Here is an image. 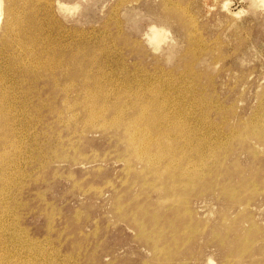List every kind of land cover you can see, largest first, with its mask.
<instances>
[{"label": "rangeland", "instance_id": "obj_1", "mask_svg": "<svg viewBox=\"0 0 264 264\" xmlns=\"http://www.w3.org/2000/svg\"><path fill=\"white\" fill-rule=\"evenodd\" d=\"M1 1L4 6L12 1L19 14L25 8L32 18L30 25L21 20L24 27L41 25L42 31L35 32V44L20 46L13 37L9 49H0V227H6L0 264H264V9L251 0H169L179 15L165 19L159 0ZM58 1L81 7L63 12ZM151 22L169 30L160 50L146 40ZM31 52L35 63L28 59ZM6 53L24 67L37 65L40 57L56 74L70 69L69 57L78 56L74 64L84 59L89 78L101 89L94 96L106 94L111 104L117 102L124 120L119 127L112 124L113 113L93 127L85 125L76 108L84 93L76 81L58 80L53 90L43 77L16 74L19 64L11 65ZM136 95L142 99L138 104L161 113L165 128L177 130V137L147 133L149 143L161 144L159 153L151 144L146 149L140 136L133 141L156 155L148 169L141 162L146 156L131 153L135 147L128 143L134 137L128 120L139 113L129 109ZM168 145L173 156L162 152ZM170 160L190 171L173 180L178 168L164 171Z\"/></svg>", "mask_w": 264, "mask_h": 264}, {"label": "bare ground", "instance_id": "obj_2", "mask_svg": "<svg viewBox=\"0 0 264 264\" xmlns=\"http://www.w3.org/2000/svg\"><path fill=\"white\" fill-rule=\"evenodd\" d=\"M27 1V0H26ZM84 1H87V0H84ZM138 1V0H137ZM174 1V0H173ZM252 1V3L254 4V5H256V6H259V7H261L262 9H264V0H251ZM28 2V1H27ZM75 2V1H74ZM175 2V1H174ZM28 4H29V2H28ZM31 4V3H30ZM179 4V3H178ZM227 3H225V5H226ZM54 5V4H53ZM174 5H175V3H174ZM181 5V4H180ZM28 6V5H27ZM57 6H58V9L59 10H61V11H63V12H74L75 10H78L79 9V7H81V4H78V3H75L74 5H69V2H68V4H67V2L66 3H63V2H60V1H58L57 2ZM226 6H228V5H226ZM52 7V6H51ZM54 7V6H53ZM158 7H159V12H160V14L165 18V19H171V18H175V16L177 17L178 15H179V13H178V9H177V7L176 6H173V2H171V1H169V0H159V3H158ZM24 11H22L21 12V14H19V12H17L16 13V11L14 10L15 8H14V6H13V2L11 1H8V3L7 4H5V6H4V4H3V2L0 0V21L2 20L3 22H2V24H1V26H0V32H1V29L3 30L2 31V34L0 35L1 37H0V49L4 52V50L6 49H9V45H8V42L14 37L15 39H16V41H17V44L18 45H20V46H24L25 45V43L28 41V42H30L31 44H35V41H34V39H36V37L38 36V32L40 31V29L41 28H39L41 25H39V26H36V27H30V26H28V27H24L25 25H23V22L21 21V20H24V19H28L29 21H28V25H30V20H31V18H32V16L30 15L31 13L30 12H27L26 11V9L25 8H23V7H21ZM56 9H57V7H55ZM55 9V10H56ZM138 9V8H137ZM28 10V9H27ZM139 11V10H138ZM58 13V12H57ZM184 13V12H183ZM59 14V13H58ZM60 15V14H59ZM139 15V14H138ZM154 20V19H153ZM27 21V20H26ZM65 21V20H64ZM66 22V21H65ZM164 22V21H163ZM183 22V21H182ZM152 24H150V26H149V29L146 31V40H147V42H148V44L150 45V46H152V48L154 49V50H160L161 48H162V46L166 43V41H167V38H168V31L169 30H167L166 29V27H163V26H166L165 24H163V23H159V24H157V23H154V22H151ZM32 24H34V22H32ZM138 25H139V22H138ZM191 25V24H190ZM64 29V28H63ZM71 29V28H70ZM69 29V30H70ZM76 30V29H75ZM189 30V29H188ZM188 30H187V32H188ZM42 31V30H41ZM40 31V32H41ZM35 32H37V36L35 35ZM67 32V31H66ZM80 34V33H79ZM188 34V33H187ZM78 36V35H77ZM80 37V36H79ZM190 37V36H189ZM34 38V39H33ZM189 39V38H188ZM11 45V44H10ZM19 47V46H18ZM17 47V48H18ZM53 47V46H52ZM17 48L15 49V50H17ZM31 48V47H30ZM30 48H27V50H29ZM19 50L18 51H20L21 49H20V47L18 48ZM26 50V49H25ZM31 50V49H30ZM13 51H14V49H13ZM40 51V50H39ZM21 52V51H20ZM39 53V52H38ZM16 54V53H15ZM34 53L33 52H31V53H29V56H28V59H30V62H31V60L33 61L34 59V57L32 58V55H33ZM59 54H62V53H60L59 52ZM64 54V53H63ZM78 54H80V53H78ZM51 55V54H50ZM74 55V54H73ZM77 55V54H76ZM15 56V55H14ZM35 56V55H34ZM6 57H7V59H9V58H11L10 59V61H11V65H14V63H15V65H17V64H19V66H18V71H17V73L16 74H21V76H28V77H30V78H32L33 80H38V79H40V78H42L45 82H47L48 83V85L51 87V89H55L54 87H55V85H56V82H59L58 80H61V79H66V80H72V82L73 81H76V83L77 84H79L78 86H79V88H80V92H82V93H84L83 95L84 96H81L82 95V93H81V98H79V101H77L76 103H77V107L76 108H78L79 109V111H81V114H82V116L83 117H85L84 119L86 120V123L87 124H85V123H83V124H85V125H89L90 127H93V125H94V123L96 122V121H98V120H106V118H107V116H108V114L111 116L113 113L115 114L116 113V116L113 118V119H111V120H113L112 121V124H115V125H117V127H119L118 125H119V122H120V120H121V118L123 117V114H125V113H122V111H123V109L121 110V109H117V108H120V107H118V103L116 102V104H115V102H113L112 104L110 103V100H108L107 99V96H106V94H102V98L100 97V96H94L95 95V93L94 92H97L98 90L100 91L101 89L98 87V84L96 83V82H94V80L92 79H90L89 77H90V72H89V70H88V64L84 61V59L83 60H80L79 61V63L78 62H76V64H74V62H72L73 60H75L76 61V59L78 58V56H73V57H67L68 59H70V61H71V65H69L70 66V69H68L67 71H62V72H59V74L57 73L56 74V72H54V71H52V69H51V67H47V62L46 61H48V60H46L45 62L46 63H43L44 62V59H43V62H40L41 60H39L40 59V57H38L36 60V63H38L37 65H34L33 63H35V61H33V63H29V64H27L26 65V67H24V66H22V65H25V64H20V60L19 59H16V58H14V57H12V56H10L9 54H7L6 53ZM51 57V56H50ZM62 57V56H61ZM49 58V57H48ZM53 58V57H52ZM51 59V58H50ZM54 59H56V58H54ZM61 59V58H60ZM56 60H58V59H56ZM8 61V60H7ZM59 61V60H58ZM58 61H56V62H58ZM61 61V60H60ZM64 61V60H63ZM28 62V61H27ZM49 62V61H48ZM53 62V61H52ZM68 62V61H67ZM61 63V62H60ZM60 63H55V64H57L56 65V67H61L62 65H60ZM53 64V63H52ZM51 64V65H52ZM69 64V63H68ZM14 65V66H15ZM39 65V66H38ZM50 65V64H49ZM14 66H12V67H14ZM21 66V67H20ZM38 66V67H37ZM17 67V66H16ZM37 68L38 69H40V70H37ZM53 68V67H52ZM64 68H68V67H64ZM12 69V68H11ZM15 70V69H14ZM37 70V71H36ZM59 70H61V69H59ZM13 71V70H12ZM101 73V72H100ZM186 74V73H185ZM15 76V75H14ZM24 80H26V79H24ZM30 80V79H29ZM65 80H63V82H64ZM29 82V81H28ZM33 82V81H32ZM68 82V81H67ZM60 83V82H59ZM58 83V84H59ZM102 83V82H101ZM62 84V83H61ZM64 84V83H63ZM72 85V84H71ZM74 85V84H73ZM72 85V86H73ZM43 86H44V84H43ZM43 86H41V87H43ZM47 86V85H46ZM65 86V85H64ZM66 86H68V85H66ZM66 86H65V88H66ZM77 86V85H76ZM75 86V87H76ZM184 86V85H183ZM2 87V86H1ZM35 87H37V86H35ZM70 87V86H69ZM74 87V86H73ZM58 88V87H57ZM102 88V87H101ZM28 89V88H27ZM34 89V88H33ZM38 89V88H37ZM62 89V88H61ZM64 89V88H63ZM31 90V89H30ZM41 90V89H40ZM39 90V91H40ZM60 90V89H59ZM68 90V89H67ZM71 91V90H70ZM9 92V91H8ZM54 91H52L51 90V93H53ZM66 92V91H65ZM194 92V91H193ZM4 92H2V94H3ZM24 93V92H23ZM50 93V94H51ZM62 93V92H61ZM71 93H73V92H71ZM6 94V93H5ZM32 94V93H31ZM56 94V93H55ZM74 94H76V93H74ZM97 94V93H96ZM8 95V94H7ZM54 95V94H53ZM57 95V94H56ZM98 95H101V94H98ZM113 95V94H112ZM1 96V95H0ZM37 96H41L40 94L39 95H37ZM122 96V95H121ZM140 96V95H139ZM139 96H134V98L132 99V102L130 103V108L129 109H131V108H134L135 110H137L139 113L137 114V115H135V117H132L131 119H129L128 120V127L129 128H131L132 130H133V136L134 137H132V135H130L131 137H129L128 136V138H130L129 140H128V143H129V146L130 147H135V145H133V141L137 138V136H140L141 137V139H143L142 140V142H145V141H147L146 143H148V145H146L147 146V148L146 149H148V147H150V144H151V147H155V150H157V152L159 153L160 151H159V149L161 150V148H160V145H157V144H154V143H149V139H148V135H147V133L149 132H151V131H154L155 133H156V135H164V136H166V137H174V136H176L177 135V130L175 129V128H165L164 127V124H163V122L161 121L163 118H162V115H161V113H159V115H157L158 113H157V111L156 112H154V114L152 113V110H151V108H149V107H145V106H143V105H145V104H142V102H141V104H138V100L140 99V97ZM26 97H27V95H26ZM29 97H31V96H29ZM44 97V96H43ZM47 97V96H46ZM61 97V96H60ZM63 97V96H62ZM78 97V96H77ZM2 98H4V97H2ZM11 98V97H10ZM33 98V97H32ZM38 98V97H37ZM74 98V97H73ZM7 99H9V98H7ZM30 99V98H29ZM76 99H78V98H76ZM110 99V98H109ZM121 99V98H120ZM125 99V98H124ZM27 100V99H26ZM63 100V99H62ZM74 100V99H73ZM114 100H117V99H114ZM142 99H140V101H141ZM148 100V99H147ZM152 100V98L150 99V101ZM0 101H1V99H0ZM60 101V100H59ZM69 101V100H68ZM119 101V100H118ZM125 101V100H124ZM145 101V100H144ZM154 101V100H153ZM3 102V101H2ZM16 102V101H15ZM18 102V101H17ZM42 102V101H41ZM48 102V101H47ZM152 102V101H151ZM201 102V101H200ZM23 103V102H22ZM49 103V102H48ZM1 104V103H0ZM19 104H20V102H19ZM32 104V103H31ZM41 104H43V102L41 103ZM55 104V103H54ZM67 104V103H66ZM118 104V105H117ZM123 104V103H122ZM153 104V103H152ZM12 105V104H11ZM64 105V104H63ZM18 106V105H17ZM22 106V105H21ZM36 106V105H35ZM43 106V105H42ZM154 106H157L156 104L154 105ZM5 107V106H4ZM25 107V106H24ZM47 107V106H46ZM68 107V106H67ZM123 107H124V105H123ZM30 108V107H29ZM33 108V107H32ZM39 108V107H38ZM98 108V110H96ZM125 108V107H124ZM1 109V108H0ZM35 109H36V107H35ZM59 109V108H58ZM127 109V108H126ZM129 109H127V111L129 110ZM234 109V108H233ZM2 110V109H1ZM42 110V109H41ZM52 110V109H51ZM55 110V109H54ZM65 110V109H64ZM263 110V109H262ZM4 111V110H3ZM6 111V110H5ZM29 111V110H28ZM31 111V110H30ZM66 111V110H65ZM26 112V111H25ZM68 112V111H67ZM71 112H73V111H71ZM76 112V111H75ZM124 112H125V110H124ZM149 112H151V113H149ZM2 113V112H1ZM7 113H8V110H7ZM34 113V112H33ZM44 113V112H43ZM53 113V112H52ZM51 113V114H52ZM60 113V112H59ZM77 113V112H76ZM75 113V114H76ZM157 113V114H156ZM162 113H163V110H162ZM205 113V112H204ZM264 113V112H263ZM6 114V113H5ZM40 114H42V113H40ZM39 114V115H40ZM46 114H47V112H46ZM50 114V115H51ZM74 114V115H75ZM81 114H79V115H81ZM113 114V115H114ZM68 115V114H67ZM77 115V114H76ZM128 115V114H127ZM255 115V114H254ZM262 115V114H261ZM72 116V115H71ZM129 116V115H128ZM128 116H126L127 118H128ZM134 116V115H133ZM253 115H251V117H252ZM4 117V116H3ZM169 117V116H168ZM247 117V116H246ZM5 118H6V116H5ZM29 118V117H28ZM37 118V117H36ZM46 118V117H45ZM58 119H59V117H57ZM64 118V117H63ZM69 118V117H68ZM124 118V117H123ZM122 118V119H123ZM126 118V119H127ZM10 119V118H9ZM35 119V118H34ZM53 119V118H52ZM62 119V118H61ZM65 119V118H64ZM125 119V120H126ZM244 119V118H243ZM21 120V119H20ZM31 120V119H30ZM36 120V119H35ZM40 120V119H39ZM54 120V119H53ZM84 120V121H85ZM124 120V119H123ZM246 120V119H245ZM261 120H264V119H261ZM6 121V120H5ZM32 121V120H31ZM38 121V120H37ZM41 121V120H40ZM70 121V120H69ZM82 121V120H81ZM80 121V122H81ZM249 121V120H248ZM247 121V122H248ZM15 122V121H14ZM43 122V121H42ZM49 122H51V121H49ZM59 122H60V120H59ZM74 122V121H73ZM180 122V121H179ZM178 122V123H179ZM244 122H246V121H244ZM246 122V123H247ZM251 122V121H250ZM26 123V122H25ZM27 123H28V121H27ZM36 123V122H35ZM46 123H47V121H46ZM110 123V122H109ZM121 123H122V121H121ZM120 123V124H121ZM125 123V122H124ZM206 123V122H205ZM4 124V123H3ZM15 124V123H14ZM24 124V123H23ZM39 124V123H38ZM44 124V123H43ZM69 124V123H68ZM82 124V125H83ZM111 124V123H110ZM247 124H249V123H247ZM247 124H245V125H247ZM8 125V124H7ZM41 125V124H40ZM46 125V124H45ZM67 125V124H66ZM70 125H72V124H70ZM76 125H78V124H76V122H75V126ZM97 125V124H96ZM99 125V124H98ZM122 125V124H121ZM170 125V124H169ZM21 126V125H20ZM29 126V125H28ZM44 126V125H43ZM74 126V125H73ZM112 126V125H111ZM125 126V125H124ZM251 126H253V125H251ZM262 126V125H261ZM6 127H10V126H6ZM5 127V128H6ZM24 127V126H23ZM30 127V126H29ZM68 127H70V126H68ZM77 127V126H76ZM82 127V126H81ZM95 127V126H94ZM105 127V126H104ZM113 128H114V126H112ZM128 127H125L126 129L128 128ZM248 127H250V126H248ZM257 127V126H256ZM259 127V126H258ZM11 128V127H10ZM9 128V129H10ZM33 128V127H32ZM39 128V127H38ZM47 128H48V126H47ZM50 128V127H49ZM48 128V129H49ZM83 128V127H82ZM245 128V127H244ZM263 128V127H262ZM66 129H68L67 127H66ZM74 129V128H73ZM81 129V128H80ZM87 129V128H86ZM99 129V128H98ZM97 129V130H98ZM102 130H103V128H101ZM247 129V128H246ZM13 130V128L11 129V131ZM70 130H71V128H70ZM84 130V129H83ZM107 130V129H106ZM111 130V129H110ZM243 130V129H242ZM245 130V129H244ZM252 130V129H251ZM2 131V130H1ZM35 131V130H34ZM37 131V130H36ZM35 131V132H36ZM73 131V130H72ZM105 131V130H104ZM108 131V130H107ZM127 131V130H126ZM241 131V130H240ZM256 131V130H255ZM9 132V131H8ZM14 132V131H13ZM43 132V131H42ZM41 132V133H42ZM85 132H87L86 130H85ZM242 132V131H241ZM240 132V133H241ZM251 132V131H250ZM16 133V132H15ZM20 133V132H19ZM31 133V132H30ZM44 133H45V131H44ZM62 133V132H61ZM124 133V132H123ZM240 133H239V135H240ZM246 133V132H245ZM46 134H47V132H46ZM49 134V133H48ZM53 134V133H52ZM70 134V133H69ZM68 134V135H69ZM84 134V133H83ZM98 134V133H97ZM255 134V133H254ZM260 134H261V132H260ZM43 135H45V134H43ZM152 135V134H151ZM237 135V134H236ZM250 135V134H249ZM248 135V136H249ZM11 136V135H10ZM15 136V135H14ZM40 136H41V134H40ZM109 136V135H108ZM119 136V135H118ZM162 136H160V137H162ZM163 136V137H164ZM233 136V135H232ZM1 137V136H0ZM16 137V136H15ZM48 137V136H47ZM79 137H80V135H79ZM81 137H82V134H81ZM80 137V138H81ZM139 137V138H140ZM156 137V136H155ZM158 137V136H157ZM177 137V136H176ZM179 137V136H178ZM235 137V136H234ZM242 138H243V136H241ZM240 137V138H241ZM252 137H254V136H252ZM13 138V137H12ZM37 138V137H36ZM53 138V137H52ZM150 138H151V136H150ZM246 138V137H245ZM245 138H243V139H245ZM26 139V138H25ZM58 139V138H57ZM56 139V140H57ZM82 139V138H81ZM93 139V138H92ZM120 139V138H119ZM141 139H139V141H141ZM152 139H153V137H152ZM166 139V138H165ZM164 139V140H165ZM177 139V138H176ZM242 139V140H243ZM11 140V139H10ZM21 140V139H20ZM29 140V139H28ZM84 140V139H83ZM99 140V139H98ZM124 140H126V138L124 139ZM137 140V139H136ZM154 140V139H153ZM152 140V141H153ZM160 140V139H159ZM172 140H174V139H172ZM222 140V139H221ZM232 140H234V138L232 139ZM259 140V139H258ZM261 140V139H260ZM13 141V140H12ZM36 141V140H35ZM39 141V140H38ZM42 141H44V140H42ZM68 141V140H67ZM85 141V140H84ZM114 141V140H113ZM151 141V140H150ZM157 141V140H156ZM163 141V140H162ZM179 141V140H178ZM251 141H253V140H251ZM14 142H15V140H14ZM41 142V141H40ZM78 142V141H77ZM83 142V141H82ZM111 142V141H110ZM116 142V141H115ZM135 142V141H134ZM157 142H159V141H157ZM9 143V142H8ZM17 143L19 144V142L17 141ZM44 143V142H43ZM67 143V142H66ZM81 143V142H80ZM79 143V144H80ZM122 143V142H121ZM168 143V142H167ZM175 143V142H174ZM177 143H179V142H177ZM232 143V142H231ZM22 144H23V142H22ZM21 144V145H22ZM25 144V143H24ZM36 144V143H35ZM49 144V143H48ZM54 144V143H53ZM139 144H141V145H137L138 147H135V148H131L132 149V152L131 153H134V151H135V154H137V155H140V157L139 156H137V157H139V158H141L142 159V156H146L145 158H147V161H146V159H145V161H141V162H143V163H145V167H146V169H148L149 167L151 168V165H152V160H150L151 158L150 157H153L154 156V158H155V156L156 155H153V156H151L152 154H148V151H145L144 150V144L143 143H139ZM255 144H256V146H257V143L255 142ZM4 145V144H3ZM10 145V144H9ZM27 145V144H26ZM60 145V144H59ZM62 145V144H61ZM67 145V144H66ZM88 145V144H87ZM176 145V144H175ZM12 146V145H11ZM57 146V145H56ZM76 146V145H75ZM260 146H262V145H260ZM18 147V146H17ZM78 147V146H77ZM76 147V148H77ZM115 147V146H114ZM126 147V146H125ZM177 147H178V145H177ZM216 147V146H215ZM11 148V147H10ZM13 148V147H12ZM26 148V147H25ZM33 148V147H32ZM81 148V147H80ZM159 148V149H158ZM164 149H165V147H163ZM174 148V147H173ZM172 147H169V145H168V151H163L162 150V152L164 153V155H168V156H173L174 154H173V149ZM183 148V147H182ZM181 148V149H182ZM201 148V147H200ZM8 149V148H7ZM40 149V148H39ZM135 149V150H134ZM184 149V148H183ZM251 149V148H250ZM6 150V149H5ZM32 150V149H31ZM34 150V149H33ZM50 150H51V148H50ZM62 150V149H61ZM68 150V149H67ZM70 150V149H69ZM106 150V149H105ZM111 150V149H110ZM122 150V149H121ZM177 150V149H176ZM196 150V149H195ZM206 150V149H205ZM216 150V149H215ZM249 150V149H248ZM2 151V150H1ZM9 151V150H8ZM37 151H39V150H37ZM76 151V150H75ZM74 151V152H75ZM119 151V150H118ZM179 151V150H178ZM189 151V150H188ZM197 151V150H196ZM10 152V151H9ZM33 152V151H32ZM41 152V151H40ZM43 152V151H42ZM53 152V151H52ZM64 152H66V151H64ZM90 152V151H89ZM109 151H107V153H108ZM116 152V151H115ZM126 152V151H125ZM146 152H147V154H146ZM150 152V151H149ZM161 152V153H162ZM187 152V151H186ZM225 152H226V150H225ZM1 153H3V152H1ZM7 153V152H6ZM44 153H46V152H44ZM68 153V152H67ZM93 153V152H92ZM113 153V152H112ZM151 153V152H150ZM155 152H153V154H154ZM160 153V154H161ZM227 153H229V152H227ZM240 153V152H239ZM261 153V152H260ZM8 154V153H7ZM11 154V153H10ZM19 154V153H18ZM144 154H146V155H144ZM157 154V153H156ZM180 154V153H179ZM183 154V153H182ZM257 154H258V151H257ZM37 155V154H36ZM55 155V154H54ZM103 155V154H102ZM198 155V154H197ZM226 155V154H225ZM259 155V154H258ZM4 156V155H3ZM16 156V155H15ZM32 156V155H31ZM39 156H41V155H39ZM45 156V155H44ZM47 156V155H46ZM84 156V155H83ZM82 156V157H83ZM98 156H100L99 154H98ZM130 156V155H129ZM136 156V155H135ZM159 156V155H158ZM183 156H184V154H183ZM182 156V157H183ZM192 156V155H191ZM199 156V155H198ZM7 157V156H6ZM48 157V156H47ZM54 157L55 156H53V159H54ZM94 157V156H93ZM117 157V156H116ZM121 157V156H120ZM163 157V156H162ZM175 157V156H174ZM173 157V158H174ZM177 157V156H176ZM179 157V156H178ZM228 157V156H227ZM1 158V157H0ZM9 158V157H8ZM32 158V157H31ZM38 158V157H37ZM42 158V157H41ZM64 158V157H63ZM74 157H72V159H73ZM78 158H79V156H78ZM84 158H85V156H84ZM100 158V157H99ZM107 158V157H106ZM139 158H138V160H139ZM144 158V157H143ZM150 158V159H149ZM179 158H181V157H179ZM188 158V157H187ZM218 158V157H217ZM221 158V157H220ZM33 159H35V158H33ZM86 159V158H85ZM90 159V158H89ZM129 159V158H128ZM128 159H126V160H128ZM159 159H161V157H159ZM224 159V158H223ZM222 159V160H223ZM1 160H2V158H1ZM4 160V159H3ZM67 160V159H66ZM78 160V159H77ZM82 160V159H81ZM103 160V159H102ZM143 160V159H142ZM157 160H158V157H157ZM175 160V159H174ZM180 160V159H179ZM186 160V159H185ZM197 160V159H196ZM9 161V160H8ZM118 161V160H117ZM123 161L124 160H122V163H123ZM168 161V160H167ZM166 161V162H167ZM215 161V160H214ZM43 162H44V160H43ZM48 162V160L46 161V163ZM73 162H75V161H73ZM95 162V161H94ZM99 162V161H98ZM97 162V163H98ZM109 162V161H108ZM140 162V163H141ZM157 162V161H156ZM155 162V163H156ZM158 162L159 163H161L160 162V160H158ZM157 162V163H158ZM175 162V161H174ZM216 162V161H215ZM223 162V161H222ZM222 162H221V164H222ZM2 163V162H1ZM0 163V164H1ZM84 163V162H83ZM118 163H120L119 161H118ZM117 163V164H118ZM154 163V164H155ZM219 162H217V164H218ZM224 163V162H223ZM45 164V163H44ZM55 164H57V163H55ZM90 164V163H89ZM116 164V163H115ZM178 164V163H177ZM220 164V163H219ZM218 164V165H219ZM46 165V164H45ZM70 165V164H69ZM109 165V164H108ZM164 165V164H163ZM173 165L175 166V167H177L178 168V171H179V173L177 174V176H174L173 174V176L174 177H171L173 180H174V178L176 177V178H178V177H180V176H182V175H186V169L189 167H186V166H182V165H180V167L179 166H177V165H175V164H172V160H170L169 162H167L164 166H165V168H164V171H169V172H171V169H173ZM179 165V164H178ZM213 165H215V164H213ZM7 166H9V165H7ZM14 166V165H13ZM75 166V165H74ZM76 166H77V163H76ZM83 166V165H82ZM85 166V165H84ZM107 166V165H106ZM123 166V165H122ZM127 166V165H126ZM154 166H156V165H154ZM226 166V165H225ZM2 167V166H1ZM4 167H5V165H4ZM94 167H96V166H94ZM160 167V166H159ZM209 167V166H208ZM211 167V166H210ZM221 167V166H220ZM257 167H258V165H257ZM6 168V167H5ZM4 168V169H5ZM43 168V167H42ZM100 168V167H99ZM125 168V167H124ZM201 168V167H200ZM1 169V168H0ZM4 169H2V170H4ZM39 169H40V167H39ZM45 169H47V168H45ZM71 169V168H70ZM103 169V168H102ZM140 169V168H139ZM158 169V168H157ZM192 169H194V168H192ZM203 169V168H202ZM212 169V168H211ZM9 170V169H8ZM134 170V169H133ZM188 170V169H187ZM201 170V169H200ZM218 170V169H217ZM7 171V170H6ZM70 171H72V170H70ZM116 171V170H115ZM121 171V170H120ZM138 171V170H137ZM141 171V170H140ZM149 171H150V169H149ZM190 171V168H189V170H188V172ZM194 171H197V170H195L194 169ZM128 172V171H127ZM151 172V171H150ZM154 172V171H153ZM156 172V171H155ZM192 172H193V170H192ZM199 172V171H198ZM208 172H210V171H208ZM6 173V172H5ZM123 173V172H122ZM125 173H126V171H125ZM191 173V172H190ZM222 173V172H221ZM255 173V172H254ZM6 174H8V173H6ZM12 174V173H11ZM55 174V173H54ZM171 174V173H170ZM200 174H202V173H200ZM200 174H198V176L200 175ZM212 174V173H211ZM218 174H219V172H218ZM217 174V175H218ZM126 174H124V176H125ZM223 175V174H222ZM240 175H241V173H240ZM132 176V175H131ZM188 176V175H187ZM205 176V175H204ZM208 176H210V174L208 175ZM221 176V175H220ZM219 176V177H220ZM1 177V176H0ZM189 177H192V178H194L193 176H192V174H190L189 175ZM197 177V176H196ZM201 177V176H200ZM4 178V177H3ZM73 179V178H72ZM107 179H109V178H107ZM124 179V178H123ZM134 179V178H133ZM214 179V178H213ZM1 180V179H0ZM40 180V179H39ZM77 180V179H76ZM145 180V179H144ZM143 180V181H144ZM159 180V179H158ZM202 180V179H201ZM252 180V179H251ZM251 180L250 181H248V183H250L251 182ZM2 181V180H1ZM74 181V180H73ZM120 181V180H119ZM126 181V180H125ZM150 181V180H149ZM179 181V180H178ZM212 181V180H211ZM5 181H3V183H4ZM10 182V181H9ZM70 182V181H69ZM132 182V181H131ZM145 182H147V181H145ZM154 182V181H153ZM175 182V181H174ZM182 182H184V181H182ZM181 182V183H182ZM187 182V181H186ZM190 182H192V181H190ZM75 183V182H74ZM115 183V182H114ZM128 183V182H127ZM133 183H134V181H133ZM150 183V182H149ZM154 183H157V182H154ZM171 183H173V182H171ZM180 183V184H181ZM222 183V182H221ZM252 183V182H251ZM255 183V182H254ZM253 183V185H255ZM108 184V183H107ZM120 184V183H119ZM135 184H136V182H135ZM140 184V183H139ZM174 184V183H173ZM179 184V185H180ZM187 184V183H186ZM217 184V183H216ZM259 184V183H258ZM258 184H256V186L258 185ZM18 185V184H17ZM110 185V184H109ZM141 185V184H140ZM155 185V184H154ZM161 185V184H160ZM224 185V184H223ZM90 186V185H89ZM183 186V185H182ZM192 186V185H191ZM4 187V186H3ZM2 187V188H3ZM6 187H7V185H6ZM17 187V186H16ZM163 187V186H162ZM189 187V186H188ZM195 187V186H194ZM9 188V187H8ZM135 188H137V187H135ZM158 188V187H157ZM173 188V187H172ZM186 188V187H185ZM251 188H254V186L253 187H251ZM259 188V187H258ZM110 189V188H109ZM128 189V188H127ZM130 189V188H129ZM208 189V188H207ZM213 189V188H212ZM222 189V188H221ZM224 189V188H223ZM227 189V188H226ZM233 189V188H232ZM256 189V188H255ZM171 190V189H170ZM234 190V189H233ZM235 190H237V189H235ZM235 190H234V192H235ZM250 190H252V189H250ZM257 190V189H256ZM114 191V190H113ZM118 191V190H117ZM174 191V190H173ZM219 191H220V189H219ZM227 191V190H226ZM258 191V190H257ZM4 192V191H3ZM199 192V191H198ZM229 192V191H228ZM253 192H255V190H253ZM151 193V192H150ZM246 193V192H245ZM257 193V192H256ZM260 193V192H259ZM111 194V193H110ZM120 194V193H119ZM136 194V193H135ZM174 194H176V193H174ZM179 194V193H178ZM177 194V195H178ZM199 194V193H198ZM203 194V193H202ZM2 195V194H1ZM213 195V194H212ZM231 195V194H230ZM242 195H244V194H242ZM4 196V195H3ZM2 196V197H3ZM110 196V195H109ZM147 196V195H146ZM173 196V195H172ZM198 196V195H197ZM218 196H220V194L218 195ZM234 196V195H233ZM238 196H240V195H238ZM7 197V196H6ZM112 197V196H111ZM120 197V196H119ZM118 197V198H119ZM167 197V196H166ZM165 197V198H166ZM178 197V196H177ZM217 197V196H216ZM168 198V197H167ZM187 198V197H186ZM232 198V197H231ZM238 198V197H237ZM120 199V198H119ZM180 199V198H179ZM182 199H183V197H182ZM181 199V200H182ZM247 199H249V198H247ZM1 200V199H0ZM4 200V199H3ZM2 200V201H3ZM6 200V199H5ZM98 200V199H97ZM106 200H107V198H106ZM166 200H168V199H166ZM188 200V199H187ZM239 200V199H238ZM112 201V200H111ZM129 201V200H128ZM132 201V200H131ZM161 201V200H160ZM163 201V200H162ZM165 201V200H164ZM189 201V200H188ZM250 201V200H249ZM118 202V201H117ZM127 202V201H126ZM179 202V201H178ZM4 203H6V202H4ZM118 203H120V202H118ZM142 203V202H141ZM159 203V202H158ZM175 203V202H174ZM186 203H188V202H186ZM241 203V202H240ZM246 203V202H245ZM1 204V203H0ZM8 204V203H7ZM122 204V203H121ZM127 204V203H126ZM184 204V203H183ZM249 204V203H248ZM2 205V204H1ZM200 205V204H199ZM28 206V205H27ZM121 206V205H120ZM184 206H186V204L184 205ZM249 206V205H248ZM5 207H7V206H5ZM124 207V206H123ZM253 207V206H252ZM251 207V208H252ZM118 208H119V206H118ZM153 208V207H152ZM169 208V207H168ZM174 208H175V206H174ZM179 208V207H178ZM185 208V207H184ZM188 208V207H187ZM1 209V208H0ZM198 209V208H197ZM115 210V209H114ZM145 210V209H144ZM146 210H147V207H146ZM242 210V209H241ZM244 210V209H243ZM4 211V210H3ZM172 211V210H171ZM2 212V211H1ZM6 212V211H5ZM117 212V211H116ZM133 212V211H132ZM173 212V211H172ZM193 212H194V210H193ZM197 212V211H196ZM10 213H12V212H10ZM146 213H147V211H146ZM145 213V214H146ZM149 213V212H148ZM156 213V212H155ZM239 213V212H238ZM244 213V212H243ZM181 214H182V212H181ZM186 214V213H185ZM197 214V213H196ZM5 215V214H4ZM178 215V214H177ZM203 215H204V213H203ZM213 215V214H212ZM1 216V215H0ZM124 216V215H123ZM127 216H129V215H127ZM152 216H155V215H152ZM172 216V215H171ZM180 216V215H179ZM189 216V215H188ZM205 216V215H204ZM175 217V216H174ZM190 217V216H189ZM225 217V216H224ZM223 217V218H224ZM236 218V216H233L232 218ZM52 218V217H51ZM137 218V217H136ZM143 218V217H142ZM192 218V217H191ZM190 218V219H191ZM1 219H3V218H1ZM134 219V218H133ZM167 219V218H166ZM226 218H224L223 220H225ZM15 220V219H14ZM179 220V219H178ZM239 220V219H238ZM130 221V220H129ZM140 221V220H139ZM170 221H172V220H170ZM180 221V220H179ZM190 221V220H189ZM135 222V221H134ZM168 222V221H167ZM210 222V221H209ZM223 222V221H222ZM154 223V222H153ZM172 223V222H171ZM178 223V222H177ZM180 223V222H179ZM190 223V222H189ZM188 223V224H189ZM147 224V223H146ZM156 224V223H155ZM169 224V223H168ZM173 224V223H172ZM184 224H187V223H184ZM183 224V225H184ZM4 225V224H3ZM3 225H1V227H0V248H1V246H2V239H3V232L6 230V227H4ZM172 226V225H171ZM177 226V225H176ZM185 226V225H184ZM183 226V227H184ZM195 226V225H194ZM144 227H145V225H144ZM143 227V228H144ZM168 227V226H167ZM179 227H181V226H179ZM11 228V227H10ZM142 228V229H143ZM166 228V227H165ZM182 228V227H181ZM186 228H188L187 226H186ZM191 228V227H190ZM199 228V227H198ZM229 228V227H228ZM149 229V228H148ZM183 229H185V227L183 228ZM205 229H206V227H205ZM244 229V228H243ZM8 230V229H7ZM145 230V229H144ZM143 230V231H144ZM165 230V229H164ZM190 230V229H189ZM192 230V229H191ZM190 230V231H191ZM196 230V229H195ZM139 231V230H138ZM253 231V230H252ZM256 231V230H255ZM152 232V231H151ZM174 232V231H173ZM178 232V231H177ZM176 232V233H177ZM184 232V231H183ZM197 232V231H196ZM203 232V231H202ZM219 232V231H218ZM248 232V231H247ZM7 233V232H6ZM140 233H142V232H140ZM172 233V232H171ZM175 233V234H176ZM188 233V232H187ZM190 233V232H189ZM215 233V232H214ZM258 233V232H257ZM175 234L173 235V236H175ZM184 234V233H183ZM218 234V233H217ZM246 234V233H245ZM244 234V235H245ZM8 235V234H7ZM26 235V234H25ZM145 235V234H144ZM143 235V236H144ZM147 235V234H146ZM149 235H150V233H149ZM169 235V234H168ZM172 235V234H171ZM192 235V234H191ZM190 235V236H191ZM220 235V234H219ZM228 235V234H227ZM247 235H248V233H247ZM246 235V236H247ZM140 236V235H139ZM189 236V237H190ZM212 236V235H211ZM248 236H251V235H248ZM247 236V237H248ZM5 237V236H4ZM152 237V236H151ZM163 237V236H162ZM184 237V236H183ZM224 237H225V235H224ZM262 237V236H261ZM12 238V237H11ZM14 238V237H13ZM147 238V237H146ZM157 238V237H156ZM212 238V237H211ZM235 238H236V236H235ZM254 238V237H253ZM16 239V238H15ZM155 239V238H154ZM174 239V238H173ZM187 239V238H186ZM186 239H184V240H186ZM213 239V238H212ZM256 239V238H255ZM259 239V238H258ZM262 239V238H261ZM260 239V240H261ZM182 240V239H181ZM152 241V240H151ZM161 241V240H160ZM168 241V240H167ZM189 241V240H188ZM210 241H212V240H210ZM220 241V240H219ZM251 241V240H250ZM253 241V240H252ZM4 242V241H3ZM155 242V241H154ZM153 242V243H154ZM169 242V241H168ZM178 242V241H177ZM223 242V241H222ZM221 242V243H222ZM248 242V241H247ZM2 243V244H1ZM33 243V242H32ZM156 243V242H155ZM159 243V242H158ZM166 243V242H165ZM243 243H244V240H243ZM147 244V243H146ZM177 244V243H176ZM182 244V243H181ZM249 244V243H248ZM36 245V244H35ZM162 245V244H161ZM184 245V244H183ZM244 245V244H243ZM250 245V244H249ZM152 247H154V246H152ZM176 247V246H175ZM183 247V246H182ZM245 247V246H244ZM4 248V247H3ZM163 248H164V246H163ZM240 248V247H239ZM243 248V247H242ZM246 248V247H245ZM244 248V249H245ZM250 248V247H249ZM179 249V248H178ZM251 249V248H250ZM1 250V249H0ZM152 250H153V248H152ZM154 251V250H153ZM163 252V251H162ZM170 252V251H169ZM244 252V251H243ZM156 253V252H155ZM245 253V252H244ZM243 253V254H244ZM251 253V252H250ZM2 254V253H1ZM0 254V255H1ZM160 254H161V252H160ZM243 254H241V255H243ZM170 255V254H169ZM3 256V255H2ZM19 256V255H18ZM30 256V255H29ZM156 256V255H155ZM159 256V255H158ZM185 256V255H184ZM192 256V255H191ZM227 256V255H226ZM260 256V255H259ZM11 257V256H10ZM157 257V256H156ZM243 257V256H242ZM166 258H168V257H165V259ZM174 258V257H173ZM43 259V258H42ZM159 259V258H158ZM196 259V258H195ZM210 259V258H209ZM236 259V258H235ZM31 260V259H30ZM212 260V259H211ZM68 261V260H67ZM159 261V260H158ZM259 261V260H258ZM264 261V260H263ZM47 262V261H46ZM212 262H213V260H212ZM225 262H226V260H225ZM229 262V261H228ZM5 263V262H4ZM26 263V262H25ZM210 263H211V261H210ZM17 264V263H16ZM19 264V263H18ZM32 264V263H31ZM169 264V263H168Z\"/></svg>", "mask_w": 264, "mask_h": 264}]
</instances>
